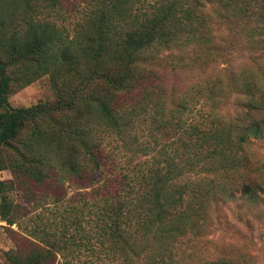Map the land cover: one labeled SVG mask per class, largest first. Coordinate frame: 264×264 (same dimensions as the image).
Segmentation results:
<instances>
[{
  "label": "trees",
  "instance_id": "obj_1",
  "mask_svg": "<svg viewBox=\"0 0 264 264\" xmlns=\"http://www.w3.org/2000/svg\"><path fill=\"white\" fill-rule=\"evenodd\" d=\"M22 2L0 0V170L17 178L27 206L53 208L14 230L29 207L10 198L13 180H0V219L14 243L7 264H179L181 244L206 235L214 204L264 201V176L246 152L264 140V65L197 79L174 106L166 68L153 66L164 45L209 40L208 2L263 43L264 0H90L73 37L51 19L59 0ZM45 73L54 101L9 106L14 77ZM229 91L234 110L219 113L214 100ZM66 181L77 186L70 195Z\"/></svg>",
  "mask_w": 264,
  "mask_h": 264
},
{
  "label": "rangeland",
  "instance_id": "obj_2",
  "mask_svg": "<svg viewBox=\"0 0 264 264\" xmlns=\"http://www.w3.org/2000/svg\"><path fill=\"white\" fill-rule=\"evenodd\" d=\"M16 1L20 7L23 6L22 0ZM59 3L57 7L59 12L52 14L51 19L60 30L64 31L65 36L73 37L76 22L81 19L82 12H86L87 7H91L92 3L90 4V0H59ZM203 9L205 14L202 19L206 20L208 27L204 26V28H208L209 40L204 42L195 37L188 38L180 47L164 45L159 48L155 63L153 61V66L156 64L160 68H166L163 73H160L163 75L160 77L166 83L169 92L167 98L169 106H174L175 99L179 97L181 91L197 79L207 76L225 78L230 69L236 70L243 64L253 65L255 61L264 65V42L251 44L248 41L249 36L242 34L239 20L229 16V12L226 13L221 7H217L216 3H205ZM260 38H264L263 31L260 33ZM210 50L214 51V55L212 58L211 56L206 58V64H200L198 58L194 61L189 59L191 56H200L201 52H210ZM70 77L71 75L66 77L65 84L71 83ZM51 84L48 73L25 84H22L16 76L11 83L12 92L8 97V104L11 107H27L38 102H52L55 99V92ZM229 93H224L226 98L217 97L214 100L215 106H213L219 113L233 112L237 96L232 91ZM170 97L172 98L169 99ZM246 152L253 162H257L259 174L263 177L264 140H252L247 144ZM109 153H111L110 145L104 149L105 155ZM120 155L122 158V154ZM110 164L109 160L105 167L106 172L112 169L113 162L112 165ZM3 179L13 180L15 188L10 192V198L18 205L25 206L27 203L23 197L22 187L9 169L0 170V180ZM65 186L68 187V195L73 190H77V186L68 181ZM48 193L51 194V191L49 190ZM50 201L51 199L48 198L45 202ZM216 205H213L211 218L203 230L206 235L202 239L187 238L190 241H184L181 244V250L175 254L178 263L205 264L213 259L229 258L236 264H264V201L254 205L240 201H227ZM27 207H29L26 209L27 214L18 217L17 224L11 225L14 230L27 232L31 226V217L36 212H45L49 215V208H53L52 204L48 205V203L36 209L31 205ZM7 226L0 219V264H7L5 252L14 245Z\"/></svg>",
  "mask_w": 264,
  "mask_h": 264
}]
</instances>
